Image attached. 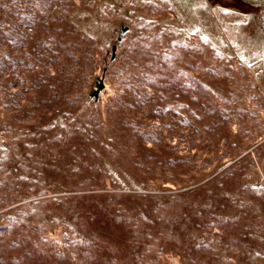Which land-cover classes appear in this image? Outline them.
<instances>
[{"label":"rangeland","instance_id":"1","mask_svg":"<svg viewBox=\"0 0 264 264\" xmlns=\"http://www.w3.org/2000/svg\"><path fill=\"white\" fill-rule=\"evenodd\" d=\"M241 1L0 0V264H264Z\"/></svg>","mask_w":264,"mask_h":264},{"label":"trees","instance_id":"2","mask_svg":"<svg viewBox=\"0 0 264 264\" xmlns=\"http://www.w3.org/2000/svg\"><path fill=\"white\" fill-rule=\"evenodd\" d=\"M228 1L232 2V8H237L239 10H242V12H245V13L246 12H251V13L254 12L256 14V12L254 10L255 8H253V6L250 3L243 2L241 0H228ZM262 26H264V25L262 24Z\"/></svg>","mask_w":264,"mask_h":264},{"label":"water","instance_id":"3","mask_svg":"<svg viewBox=\"0 0 264 264\" xmlns=\"http://www.w3.org/2000/svg\"><path fill=\"white\" fill-rule=\"evenodd\" d=\"M126 29H127V28H122V31H126ZM119 40H121V37H119ZM115 49H116V47L113 46V48H112V50H113L112 58L114 57ZM102 88H103V83H100V84L98 85V87H97V90H94V92L91 93L90 96L96 98L97 95H98V93H99V90H101Z\"/></svg>","mask_w":264,"mask_h":264},{"label":"flooded vegetation","instance_id":"4","mask_svg":"<svg viewBox=\"0 0 264 264\" xmlns=\"http://www.w3.org/2000/svg\"><path fill=\"white\" fill-rule=\"evenodd\" d=\"M262 23H263V25H264V19H263Z\"/></svg>","mask_w":264,"mask_h":264}]
</instances>
